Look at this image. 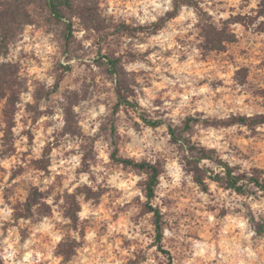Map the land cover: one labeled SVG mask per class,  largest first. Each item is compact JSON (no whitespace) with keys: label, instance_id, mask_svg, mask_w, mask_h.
<instances>
[{"label":"clouds","instance_id":"clouds-1","mask_svg":"<svg viewBox=\"0 0 264 264\" xmlns=\"http://www.w3.org/2000/svg\"><path fill=\"white\" fill-rule=\"evenodd\" d=\"M0 264H264V0H0Z\"/></svg>","mask_w":264,"mask_h":264}]
</instances>
